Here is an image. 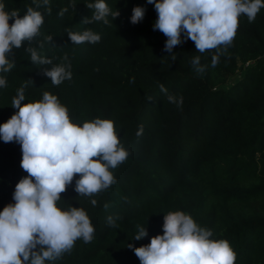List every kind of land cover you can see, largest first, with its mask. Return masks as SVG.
<instances>
[{
	"label": "trees",
	"instance_id": "16d2710c",
	"mask_svg": "<svg viewBox=\"0 0 264 264\" xmlns=\"http://www.w3.org/2000/svg\"><path fill=\"white\" fill-rule=\"evenodd\" d=\"M0 2L21 17L28 7L44 16L41 35L31 45L13 49L15 67L0 73L7 79L0 88V124L18 111L12 99L26 85L22 104L40 101L49 92L68 109L74 124L111 120L129 153L110 169L116 183L108 189L78 196L77 174L61 193L57 207L82 208L95 232L92 242L77 240L71 252L51 264H140L128 244L138 248L163 235L164 215L175 211L211 230L212 239L227 240L236 253L235 264H264V8L252 23L239 17L232 44L212 67L216 51L198 53L190 39L171 53L164 51L167 38L153 30L157 13L147 0H105L120 12L113 21L109 16L108 24H83L93 11L85 5L95 0H50L51 14L46 7L35 8L33 0ZM137 6L146 11L134 25L130 18ZM65 7L61 18L58 12ZM86 29L99 34L100 42L73 45L68 31ZM47 36L53 37L50 43ZM29 46L53 65L70 63L71 80L53 85L42 71L51 65L32 63ZM196 56L203 73L193 68ZM242 66L243 73L233 81ZM168 95L183 97L182 107L170 103ZM21 159L18 143L0 140V211L14 203L15 186L28 175ZM137 226L148 231L139 241L134 240Z\"/></svg>",
	"mask_w": 264,
	"mask_h": 264
},
{
	"label": "clouds",
	"instance_id": "9594fccd",
	"mask_svg": "<svg viewBox=\"0 0 264 264\" xmlns=\"http://www.w3.org/2000/svg\"><path fill=\"white\" fill-rule=\"evenodd\" d=\"M35 8L46 7L51 14L50 0H33ZM154 5L157 19L153 30L167 38L164 51L172 50L190 39L198 53L215 50L211 66L218 64L219 55L232 44L239 26V17L244 15L252 23L264 0H147ZM92 15L83 24L103 22L108 24L119 17L105 0H95L85 5ZM75 8V7H74ZM68 11L58 12L61 18ZM143 7H134L130 22L140 23L145 16ZM14 22L10 25L9 21ZM44 16L33 7H28L21 17L18 10L6 11L0 2V73H8L15 63L10 59L13 49L26 42L31 45L40 36ZM73 45L85 42L96 44L101 36L91 29L82 33L68 31ZM182 35L184 39L182 40ZM53 37H45L50 43ZM44 47V42L38 44ZM31 62L51 65L42 69L53 85L59 86L71 80V65H53L52 60L42 57L36 47L29 46ZM176 60V56H171ZM67 61V56L63 58ZM192 65L197 73H203L196 56ZM7 86V79L0 75V88ZM17 90L12 99V108L18 111L7 122L0 124V140L16 142L21 146V168L28 174L15 186L10 203L0 211V264H51L71 252L77 240L92 242L95 229L82 208L70 207L61 210L57 202L75 179L78 196L91 197L116 183L110 169L117 168L128 157L116 133L114 122L96 118L81 125L70 121L68 109L58 98L44 92L40 101L23 103L24 89ZM161 92L167 94L163 84ZM168 101L182 107L183 97L168 95ZM150 99V98H149ZM141 128L137 135L142 134ZM96 206L97 201L91 200ZM108 207L107 204L104 205ZM110 224L112 222L109 218ZM134 240L148 236L147 227L137 226ZM163 235L151 238L148 245L135 247L129 243L140 264H235L236 253L224 239L214 240L213 232L199 226L194 219L182 211L164 215ZM38 249V250H37Z\"/></svg>",
	"mask_w": 264,
	"mask_h": 264
},
{
	"label": "rangeland",
	"instance_id": "374dc122",
	"mask_svg": "<svg viewBox=\"0 0 264 264\" xmlns=\"http://www.w3.org/2000/svg\"><path fill=\"white\" fill-rule=\"evenodd\" d=\"M242 73H243V66L240 68V71L238 72V74L232 77V80L235 81L237 78L241 76Z\"/></svg>",
	"mask_w": 264,
	"mask_h": 264
},
{
	"label": "built area",
	"instance_id": "2783aa9c",
	"mask_svg": "<svg viewBox=\"0 0 264 264\" xmlns=\"http://www.w3.org/2000/svg\"><path fill=\"white\" fill-rule=\"evenodd\" d=\"M263 58H264V54H263Z\"/></svg>",
	"mask_w": 264,
	"mask_h": 264
}]
</instances>
